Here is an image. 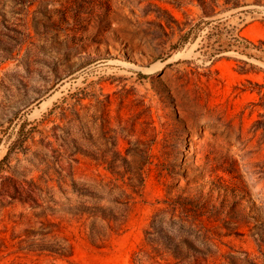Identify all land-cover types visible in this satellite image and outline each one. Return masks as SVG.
Wrapping results in <instances>:
<instances>
[{
  "label": "rangeland",
  "instance_id": "obj_1",
  "mask_svg": "<svg viewBox=\"0 0 264 264\" xmlns=\"http://www.w3.org/2000/svg\"><path fill=\"white\" fill-rule=\"evenodd\" d=\"M199 1L0 0V264H264V6Z\"/></svg>",
  "mask_w": 264,
  "mask_h": 264
},
{
  "label": "trees",
  "instance_id": "obj_2",
  "mask_svg": "<svg viewBox=\"0 0 264 264\" xmlns=\"http://www.w3.org/2000/svg\"><path fill=\"white\" fill-rule=\"evenodd\" d=\"M221 1H223L222 5L220 3ZM199 2L206 16L213 15L211 10L216 7L224 6L225 10L231 11L245 6V4H241V0H200ZM254 3L259 6H264V0H255ZM146 234L149 233L146 232ZM146 242L148 247H142L134 253V264H163V253H168L177 261L181 258L182 248L171 235L167 234L159 237V239L155 241L148 239Z\"/></svg>",
  "mask_w": 264,
  "mask_h": 264
},
{
  "label": "bare ground",
  "instance_id": "obj_3",
  "mask_svg": "<svg viewBox=\"0 0 264 264\" xmlns=\"http://www.w3.org/2000/svg\"><path fill=\"white\" fill-rule=\"evenodd\" d=\"M161 66H163V65H161ZM45 105V104H44Z\"/></svg>",
  "mask_w": 264,
  "mask_h": 264
}]
</instances>
